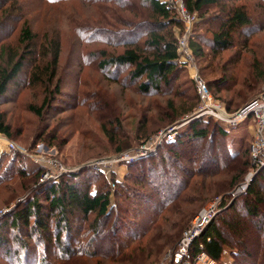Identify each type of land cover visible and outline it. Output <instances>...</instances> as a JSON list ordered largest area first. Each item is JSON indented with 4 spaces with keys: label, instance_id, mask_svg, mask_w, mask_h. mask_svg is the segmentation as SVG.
Here are the masks:
<instances>
[{
    "label": "rangeland",
    "instance_id": "rangeland-1",
    "mask_svg": "<svg viewBox=\"0 0 264 264\" xmlns=\"http://www.w3.org/2000/svg\"><path fill=\"white\" fill-rule=\"evenodd\" d=\"M45 1L0 0V48L6 46V53L19 48L22 54L17 39L24 23L38 36L36 52L39 53L45 36H53L55 32L59 35L61 47L56 77L48 89L29 82L31 67L40 59L36 56L33 60H27L22 75L0 99V115L11 134L10 138L0 134V264H62L69 254L63 252L61 243L68 245L70 251H87L86 246H83L87 241L90 243L96 214L83 218L77 211H72L66 215L70 233L67 235L64 229L59 241H44V234L33 235L22 229V226L18 231L10 225L12 214L24 211L29 201L47 206V188L51 183H59L61 177H65L60 182L62 186L84 185V190L88 189L90 194L107 192L112 207L118 186L127 175L128 165L151 158L152 164H146L158 176L163 167L170 172L166 179L159 180L166 182L160 193L150 189V183L157 179L152 176L145 182H129L125 186L127 190L123 191L124 195L131 198L128 197L130 205H126L129 212L124 213V221L114 220L115 212H111L112 217L108 222L101 221L106 238L98 246L93 242L99 255H114L115 250H120L122 244L133 237L130 230L141 233L149 228L150 220L157 219V211L162 209L164 212L177 198H180V202L164 212V216L178 219L179 216L174 217V213L187 210L184 204L192 202L194 205L188 209L193 206L197 208L191 223L199 212L213 202L218 201L219 206L226 197L237 198L239 203L242 202L245 191L241 189L247 183L246 177L250 172L243 165L244 162L249 163L247 150L252 136L250 120L225 129L226 137L223 138L217 133L220 126L202 119L200 128L206 129L209 135L201 149L197 143H188L187 140L183 144L180 143L182 140L179 145L171 144L173 141H167L164 137L169 129L178 128L181 132L186 124L198 119L195 73L210 84V94L224 106L232 103L238 92H243L244 102L235 100L234 103L239 106L228 113L243 108L263 92L264 82L254 81L256 73L253 71V62L255 59L263 61L264 0L224 2L226 6L246 4L252 25L233 34L234 44L228 51L212 55L203 45L202 58L194 57L193 54L188 60L180 58V65L169 84L150 95H140L135 91L126 78L130 71L128 68L117 72L99 69L101 52L121 54L127 48L125 42L136 41L130 35L135 29L144 32L155 21L148 7H140L136 0H121L132 12L119 10L116 3L110 0H94L92 3L90 0ZM200 16H196L197 20L187 35L188 44L192 41L206 44L212 34L219 30L224 18L221 9L216 7L204 9ZM12 28L15 31L10 34ZM184 29L182 23L171 28L176 42L183 36ZM1 30L7 31L1 34ZM144 40L142 35L140 39L137 38V44L142 45ZM5 64L6 61L0 57V66L4 67ZM56 84H59V93L54 91ZM45 97L48 101L41 108V114H33L29 107L39 109ZM193 106H196V111L186 114L184 110ZM6 141L17 146L20 153H11L5 145ZM223 142L227 151L218 146ZM210 146L217 155L215 161L218 159L220 163V172L216 166V170L209 171H212L210 176H201L195 172L197 163L193 162H200V151ZM227 152L229 157H233L232 160L225 159ZM121 156H126L123 162H111ZM234 180L236 183H233ZM202 186L203 189L205 186L211 188L212 192L205 193L200 198L202 201L194 202L199 197L193 194V190H200ZM132 193L144 194L149 200L152 199L154 209H146ZM220 211L218 207L216 215ZM260 213L257 219L241 221L242 238L219 225L228 242L237 245L240 241H247L246 252L249 256L234 258V249L225 247L218 264H233L236 261L237 264H264L262 255L258 254V246L264 249V242L260 243V236L264 241V206ZM53 221L54 218L50 221V231ZM125 225L128 227L123 232L115 234ZM184 232L178 239L177 248L163 252V259L157 264H175L174 254L178 251ZM152 233L153 230L146 236ZM199 236L192 238L191 247ZM240 253L241 250L237 256ZM106 261L109 260L95 258L85 263L69 264L110 262Z\"/></svg>",
    "mask_w": 264,
    "mask_h": 264
},
{
    "label": "trees",
    "instance_id": "trees-1",
    "mask_svg": "<svg viewBox=\"0 0 264 264\" xmlns=\"http://www.w3.org/2000/svg\"><path fill=\"white\" fill-rule=\"evenodd\" d=\"M47 1L48 3H53L49 2V0ZM92 1L94 0H90L91 3ZM110 1L112 3H116L119 10H127L132 12V10L127 9L126 4L121 2V0ZM182 1L187 12L191 15L197 14L200 16L204 9L216 7L221 9L222 15L224 17L219 30L212 34L211 40L207 41L206 44H197L198 42L193 41L190 42L189 49L191 51V55L193 54L194 57L202 58L204 56L201 49L203 45H206L212 55H217L221 52L230 50L234 44L233 34H235L237 31L249 28L253 22L251 15L248 13L249 11L247 10L246 4L240 6H226L224 4V2L233 3L237 0ZM43 2L46 1L43 0ZM136 2L139 3L140 7H148L150 16L151 18L155 19V21L151 22L149 28L144 32H142L141 29H135L136 33L132 32L130 35L132 36V40L134 38L136 41L134 42L133 40V42H125L124 46L127 48L121 54L109 55L105 52H101L102 60L99 63V69L102 71L112 69L117 72L119 70L128 68L130 71L126 78L130 84L135 87V91L140 95H150L152 93L159 92L162 86H167L169 84L170 78L180 65V58L182 57L178 54V41L176 42L174 39L171 28L173 26H178L179 23L181 24L182 22L177 18L176 12L170 8L164 0H136ZM6 31H2L1 34L6 33ZM13 31H15V29L13 30L12 28L10 34H12ZM142 35L145 37V40L142 45H138L137 38L140 39ZM37 37L38 36L33 34L32 30L26 26V23H24L20 28L17 39L20 49L23 50L22 54L19 53V48L9 54L6 53V46H2L0 48V57L2 60L6 61L4 67L0 66V99L3 98L8 92L11 84L22 75L23 71L26 69L27 60H33L36 56H38V58L40 57V59L37 63L35 61V65L31 67L29 82L33 85H41L47 89L53 84L61 54L59 35L57 32H55L53 36L46 35L44 38V43L40 46L39 53L36 52ZM103 41L106 43V40ZM262 58V62H260L258 59H255V62H253V71L256 73L254 76V81L256 83L264 82V55H262ZM209 86L210 84H207L208 91L210 89ZM58 89L59 84H56L54 86V91L59 93ZM47 97L44 98L43 104L39 109L30 106V111L33 114L39 116L41 114V108L47 104L49 98ZM197 99L200 105L199 97H197ZM235 100H241L244 102L243 92H238L234 101ZM234 101L225 105V108L228 112H231L232 109H235L239 106V104H235ZM195 108L196 106H193L192 108H186L184 111L186 114L193 113ZM202 119L208 121L209 124L211 122L220 126L221 128L218 127L217 133L223 138L226 137V133L224 132L225 129L233 128H226L219 123L214 122L210 117H200L197 120H193L186 124V126L182 128L184 129L183 131L180 132L179 130L177 132L176 139L171 142V144L176 143L179 145V141L182 140L180 143L183 144V141L187 140L188 143H197V147L201 149L204 140L207 138V135H209L206 129L200 128ZM0 134L4 137H11L10 128L5 123V120L1 115ZM249 145L250 142L248 144L247 150L249 163L247 164L244 162L243 165L245 169L247 168L248 170L249 168L250 171L251 163L249 156ZM218 146L220 148L223 147L226 150L224 142L223 144L220 143ZM173 155L175 156L177 154L173 153ZM185 157L186 156H184V158ZM216 158L217 155L215 150L211 146L207 150L206 148L201 150L199 153L200 162H193L197 163L195 172L201 176H210L216 166L219 167L220 163L218 164V159L215 161ZM225 159L232 160L233 157H229L227 152ZM146 163L151 165V158L147 160L141 159L128 165L127 175L123 180V183L118 186V191L115 193V204L112 207L110 203V195L107 192L101 191L90 194L88 189L84 190V185L83 187L78 185L62 186L60 182L65 177H61L59 183H51L52 185L50 187L46 186L48 187V196L46 199L47 206H42L37 201H29L24 211L17 214H12L10 225L18 231L21 230L22 226V229L25 228L24 230L26 232H29L33 235H37L38 233L44 234L46 238L44 241H52L53 239H55V241H59L64 229L66 230L67 235L70 233L68 221L65 219L66 215H70L72 211H77L83 218H87L91 214H96V218L93 221V226L95 228L91 232V238H89L90 243L87 241L86 245L83 246H86L87 251H84L83 249L70 251L68 249V245L61 243L60 245L64 249L63 252L69 254V258L62 261V264H69L72 262L85 263L86 261L95 258L107 259L110 262H106H109L110 264L160 263V261L163 259V252L174 247L177 248V242L181 236V233L186 231L191 226L190 221L197 208L193 206L188 209V207L194 205L192 202L184 204V207H186L187 210L182 209L177 213H174V217L176 215L179 216L178 219H172L168 216H164V212H167L170 207H173L174 204L180 202V198H177L175 201H173L172 205L164 212L162 209L158 210L157 214L155 215L157 216V219L150 220L149 228L142 231L141 233L130 230L133 237L122 244L120 250L118 249V251L115 250L113 252L115 256L111 254H97L96 247L93 244L94 242L98 246L101 241L105 240L106 234L103 232L104 224H101V221L104 220L108 222L109 218L112 217L111 212H115L116 214V216H114V220L119 222L120 219H122L124 221V213L129 212V209L126 205L130 204L128 203L129 196L124 195L123 191L127 190L125 189V186L129 182H145L147 178H151L152 176L157 179L153 180V183H150L151 186H154V188L150 186V189L154 191L156 190L158 193L164 189L166 182H159V180L162 178L166 179V176L170 172H168L167 169L163 167L161 170L162 173L160 176H158L153 168H148L149 166H147ZM210 170L212 171L209 172ZM218 172H220V167L218 168ZM242 173H244L243 170ZM236 180H234L233 183H236ZM196 190L197 189L194 188L193 194L198 195L199 200H194V202L202 201L200 198L203 197L205 193L210 194L212 192L211 188L207 186H205L204 189L202 186L200 190ZM133 194L134 193H132V195ZM140 195L143 196L141 197ZM133 196L138 201L143 203L142 205L146 209H154L152 199L149 200V197L139 193ZM242 197L243 200L240 203L237 198L232 199L233 197H226L219 204L218 207L221 211L212 219V221L203 229L200 236L193 242L190 249V253L192 255L203 253L213 260L215 264H218L221 262L223 249L228 247L229 249H234V258L236 257L238 259L242 255L245 257L249 256L248 252H246V249L248 248V245H246L247 241H240L237 243V245L228 242L226 239H224L225 236L221 231L220 226H224L226 231L229 233L232 232L234 234H238L240 238H242L243 232L241 230V221L250 218L257 219L258 216L261 215L260 211H262V206H264V167L260 169L251 179L250 184L248 185ZM53 218V228L52 231H50V221ZM218 221H220V223H218ZM123 227V229H119V231L115 232V234L118 235L123 232V230L126 229L128 225ZM152 230L153 233L149 236H146ZM24 235L32 237L25 233ZM117 235L115 237H117ZM263 242L262 236H260V243ZM260 247L258 246V250L260 249L258 254H260V256L262 255V259L264 260V249L263 247ZM240 250L242 251V254L240 253V255L237 256ZM109 253H111V251ZM233 264H237V261Z\"/></svg>",
    "mask_w": 264,
    "mask_h": 264
},
{
    "label": "built area",
    "instance_id": "built-area-1",
    "mask_svg": "<svg viewBox=\"0 0 264 264\" xmlns=\"http://www.w3.org/2000/svg\"><path fill=\"white\" fill-rule=\"evenodd\" d=\"M164 1H166L168 6L176 12L177 18L184 24V34L178 39V54L182 59L188 60L191 58V51L189 49V44L187 43V35L191 32V27L197 20V14H189L182 0ZM196 75L197 74L195 73L194 81L200 100L197 118L210 117L214 122L219 123L226 128L236 127L244 123L246 120H250L249 127L252 136L249 145V156L251 170L246 177L247 183H245L241 189L242 191H245L254 175L264 167V90L257 98L243 108L228 113L225 106L212 97L207 89L206 82L202 81ZM177 132L178 128L169 129L168 132H166L164 139H167V141H174ZM5 145L11 153H20V149L17 146H14V144L6 141ZM124 158H126V156L114 158L111 162L121 163ZM101 163L103 164V162ZM242 191H238V193H241ZM218 203V201L213 202L199 212L194 218V221H192L191 226L184 232L178 245V251L174 254L173 261L175 264H215L213 260L203 253L192 255L190 253V243L192 238L201 234L203 229L215 217Z\"/></svg>",
    "mask_w": 264,
    "mask_h": 264
}]
</instances>
